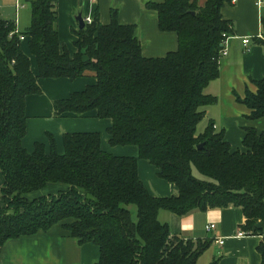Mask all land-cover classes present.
I'll list each match as a JSON object with an SVG mask.
<instances>
[{"label": "trees", "instance_id": "obj_1", "mask_svg": "<svg viewBox=\"0 0 264 264\" xmlns=\"http://www.w3.org/2000/svg\"><path fill=\"white\" fill-rule=\"evenodd\" d=\"M205 1L202 7L191 0L147 5L159 30L177 36L178 49L162 58L143 56L135 26L121 25L117 11L108 25L93 19L74 33V56L60 50L55 0H29L32 23L25 32L0 18V248L59 223L80 244L98 247L97 264H197L209 241L172 236L158 222L159 211L184 217L237 208L246 220L240 231L262 237L257 249L264 264V132L244 128L243 151L232 150L213 125L196 133L205 107L215 102L204 90L220 75L222 36L232 33L221 15L232 0ZM20 36L28 38L36 76ZM87 72L95 85L56 101L55 116L95 112L112 122L110 146H134L138 158L102 151L98 133L63 135V154L54 141L48 153L41 143L27 153L24 106L40 93L38 79L75 80ZM255 86L257 93L238 100L252 121L264 118V85ZM142 159L177 195L149 194L138 178ZM55 185L64 188L46 193Z\"/></svg>", "mask_w": 264, "mask_h": 264}, {"label": "crops", "instance_id": "obj_2", "mask_svg": "<svg viewBox=\"0 0 264 264\" xmlns=\"http://www.w3.org/2000/svg\"><path fill=\"white\" fill-rule=\"evenodd\" d=\"M164 0H55L57 11L56 30L59 36L60 50L66 49L71 56L77 53L74 43L77 37L78 24L75 18L81 14L82 19L89 17L98 19L103 25L111 22V12L117 11V19L121 25L135 26L136 37L146 58H162L178 49L177 36L173 32H161L154 11L147 9L151 3H162ZM196 1L198 6L205 5V0ZM26 2L27 7L24 5ZM259 3V4H258ZM0 9L4 15L1 19L16 23V30L25 32L31 26V7L29 0H0ZM19 9V10H18ZM223 19L231 21L232 33L227 40V53L221 56L219 77L205 88L204 93L215 98L214 105L205 107L206 123L203 131L213 125L216 132H224L225 141L232 150L243 151L244 128H253L264 132V118L256 121L248 119L250 113L243 100L248 92L257 93L255 83L264 85V42L257 35L264 32V0H238L235 4L226 3L221 10ZM247 38L245 48L241 40ZM21 50L30 58V66L34 76L38 75V66L28 49V38L21 41ZM40 93L30 95L25 100L26 134L22 146L27 153L34 151L36 144H43L46 153L54 141L56 150L63 154V135L68 133H98L101 137L102 151L118 157L138 158V150L134 146H110L108 130L112 122L99 119L95 112L77 116L67 113L55 116L54 103L69 98L96 83L90 72L81 78H39ZM201 120V121H202ZM199 125V124H198ZM202 131V132H203ZM201 132V133H202ZM138 178L146 190L154 197H173L177 195L175 185L160 179L158 170L146 160H138ZM1 185V184H0ZM61 185L50 186L46 193L55 194L62 190ZM158 222L167 224L172 236L184 240H193L195 236L205 234L214 250L212 260L217 264H262L258 246L261 236L247 235L237 237L240 227L246 222L240 209H217L194 211L187 216L179 217L161 210ZM200 220L201 226H195ZM215 225V229L206 231L207 225ZM205 232V233H204ZM242 232V231H240ZM223 240V244L218 243ZM0 248V264H97L100 258L99 249L93 243L84 245L72 237L61 224H56L47 231H39L32 235L13 238L3 242ZM209 263V264H210Z\"/></svg>", "mask_w": 264, "mask_h": 264}, {"label": "rangeland", "instance_id": "obj_3", "mask_svg": "<svg viewBox=\"0 0 264 264\" xmlns=\"http://www.w3.org/2000/svg\"><path fill=\"white\" fill-rule=\"evenodd\" d=\"M24 5L27 7V4H26V2H24ZM27 9H28V7H27ZM19 10V9H18ZM10 15V14H9ZM9 15H4L3 14V11H2V9H0V18L2 17V16H9ZM9 17H15V9H13L12 10V15H10ZM209 107H207V109H208ZM205 123H206V121H205V119L204 120H202V121H200L199 122V125L197 126V128H196V133L199 135L202 131H203V129H204V126H205ZM2 175H1V172H0V188L3 186L2 185ZM128 209H130L131 210V212H132V217H133V219H135L136 218V209H134V207L133 206H129L128 207ZM196 223H195V226H197V227H199V226H201V222L202 221H200V220H197V221H195ZM199 229H200V227H199ZM205 233V232H204ZM196 238H194L192 241H193V243H197L198 241H202V242H204L205 240V238H206V236H205V234H203V235H201V236H195ZM214 250L212 249V247H210V246H207L205 249H204V252H203V254H201V256L199 257V259H198V261H197V264H209L210 263V260H212V257H211V255L213 254L212 252H213Z\"/></svg>", "mask_w": 264, "mask_h": 264}, {"label": "built area", "instance_id": "obj_4", "mask_svg": "<svg viewBox=\"0 0 264 264\" xmlns=\"http://www.w3.org/2000/svg\"><path fill=\"white\" fill-rule=\"evenodd\" d=\"M237 1L238 0H232L231 3L235 4ZM83 20H84L85 25H91L93 23V20L91 18H89V17L83 18ZM14 33H17V31H15ZM222 38H223V41L221 43L222 44L221 56H225L226 53H227V44H226V42L229 39V36L228 35H223ZM256 38L264 42V32L258 34ZM24 39H25V37L20 36V41H22ZM248 42H249V40L247 38H244V39L241 40V44H243V46L245 48L248 46ZM214 229H215V225H213V224L207 225L205 227V230L207 232L211 231V230H214ZM236 235H237V237H246L249 234L246 235L243 232L239 231V232H237ZM218 243L220 245H222L223 244V240H219Z\"/></svg>", "mask_w": 264, "mask_h": 264}, {"label": "water", "instance_id": "obj_5", "mask_svg": "<svg viewBox=\"0 0 264 264\" xmlns=\"http://www.w3.org/2000/svg\"><path fill=\"white\" fill-rule=\"evenodd\" d=\"M75 20L77 21L78 24V31L79 30H83L85 28V23L84 20L81 17V14H78V16L75 18ZM202 145L198 146V148L200 149ZM257 228H261V224L259 223L257 225Z\"/></svg>", "mask_w": 264, "mask_h": 264}]
</instances>
